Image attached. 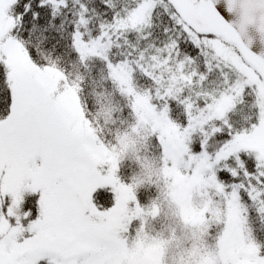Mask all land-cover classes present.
<instances>
[{
	"label": "snow or ice",
	"instance_id": "obj_1",
	"mask_svg": "<svg viewBox=\"0 0 264 264\" xmlns=\"http://www.w3.org/2000/svg\"><path fill=\"white\" fill-rule=\"evenodd\" d=\"M139 97L178 125L212 240L264 264V0H0V264H135L160 194L114 145Z\"/></svg>",
	"mask_w": 264,
	"mask_h": 264
},
{
	"label": "rangeland",
	"instance_id": "obj_2",
	"mask_svg": "<svg viewBox=\"0 0 264 264\" xmlns=\"http://www.w3.org/2000/svg\"><path fill=\"white\" fill-rule=\"evenodd\" d=\"M218 51L226 57L232 55L223 43L219 44ZM136 108L140 113V119L153 131L158 132L160 143L162 141L168 146L170 158H175L172 169L167 171L171 185L166 197V212L172 219L178 220L180 232L184 230L185 233L183 236L170 233L165 243L163 242L161 255L155 249H144L139 245L133 256L135 264H215L208 255H196L199 251H188L185 255L180 252V245L184 239L187 241L195 238L201 239V234L194 235L198 232L196 227L203 226L202 222L207 219L205 213L211 211L212 208L204 203L200 195L199 179L196 177L195 170L182 163L181 144L177 137L178 125L170 120L169 115L161 116L148 98L139 97L136 101ZM195 256L199 258L195 260ZM217 260L248 264V254L234 236L226 243L219 244Z\"/></svg>",
	"mask_w": 264,
	"mask_h": 264
},
{
	"label": "trees",
	"instance_id": "obj_3",
	"mask_svg": "<svg viewBox=\"0 0 264 264\" xmlns=\"http://www.w3.org/2000/svg\"><path fill=\"white\" fill-rule=\"evenodd\" d=\"M226 48L231 51L230 48ZM169 118L176 124L171 116H169ZM136 125H139L138 131L136 130ZM130 126L132 130L126 133L122 132L114 147H119L120 140L124 139L126 136L127 146L120 154L121 165L133 170L136 186L138 188L147 185H156L159 189L160 195L158 201H154L153 204L149 205L152 209V215L144 221V236L140 246L144 249H155V251L157 250L161 255L164 247L163 242L165 243L170 233L176 236H183V233H185L184 230L180 232L178 220L172 219L166 212V197L171 185L167 171L172 169V165L165 171V166L161 159V143L158 139V132L153 131L148 124L140 119V117H138L137 121L130 122ZM212 211L213 209L209 212ZM215 212L217 215L214 218L207 216V219L202 222L203 226L196 227L199 232L196 234H201V239L195 238L190 241H187V239L183 240L180 245V252L183 253V255L188 251H199L196 255H208L215 264H218L216 258L219 244L212 240L208 231L212 225L219 222V210L216 209ZM158 236L162 237V239H159ZM197 258L199 257L195 256V260Z\"/></svg>",
	"mask_w": 264,
	"mask_h": 264
}]
</instances>
